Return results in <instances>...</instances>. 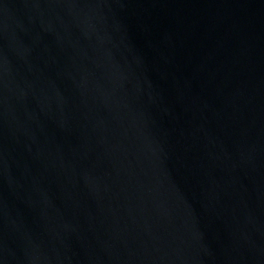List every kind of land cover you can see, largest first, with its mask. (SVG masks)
<instances>
[{
	"label": "water",
	"instance_id": "obj_1",
	"mask_svg": "<svg viewBox=\"0 0 264 264\" xmlns=\"http://www.w3.org/2000/svg\"><path fill=\"white\" fill-rule=\"evenodd\" d=\"M0 264H264V0H0Z\"/></svg>",
	"mask_w": 264,
	"mask_h": 264
}]
</instances>
